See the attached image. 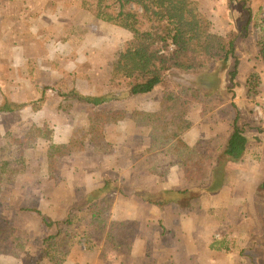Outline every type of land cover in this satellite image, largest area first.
<instances>
[{
	"label": "crops",
	"instance_id": "0c3cea01",
	"mask_svg": "<svg viewBox=\"0 0 264 264\" xmlns=\"http://www.w3.org/2000/svg\"><path fill=\"white\" fill-rule=\"evenodd\" d=\"M197 1L213 22L215 33L226 35L246 19L242 0ZM261 7L264 10L259 6L258 11ZM253 16L259 18L255 11ZM231 24L237 27L231 29ZM255 27L254 22L250 24L248 36L237 46L239 81L233 82V91L224 90L227 86L222 84V103L212 107L195 104L186 118L189 129L183 135L191 149L201 142L219 141L224 150L239 116V124L245 126L248 137L243 157L228 161L225 172L217 173L210 165L209 152L201 150L195 157L187 156L182 164L177 161L169 164L167 169L162 163L164 149H152L153 142L149 138L152 127L136 116L137 112L155 113L160 109L162 86L146 95L103 103L104 110L128 112L126 119L117 123L99 122L82 116L83 111L76 114L74 108L59 111L61 97L48 92L41 110L34 111L32 105L39 98L33 77H38L45 85L72 77L83 87L82 92L80 88L77 92L103 96L114 65L137 68L144 40L100 20L77 0H0V107L6 104L0 112V148L8 143L11 135L25 143L24 130L29 125V139L35 138L37 144L45 145L44 152L53 150L48 154L60 160L57 171L50 173L48 169L44 172L38 166L34 168L27 158L25 172L15 181H0V264H32L37 258L40 261L36 264H53L54 260L58 264H108L104 261L108 252L99 247L89 256L93 260L88 259L81 247L67 258L55 251L42 250L41 241L47 230L44 218L58 220L80 209L84 196L101 184L99 176L111 175L77 165V160L88 151L91 155L101 154L103 162L119 163L114 170L117 175L111 176L119 179L125 188H139L157 196L166 194L170 200L159 207L132 195L115 194L109 220L123 222L118 241L120 250L125 252L130 244H141L142 250L133 253L137 259L154 257L152 253L159 251L165 239L162 225L178 233L182 229L179 226L186 223L185 242H191L195 250L205 247L218 253L232 250L233 246L237 249L239 245L240 249L256 250L258 242L264 243V120L256 122L253 113L250 116L246 113L245 118L239 114L245 95L242 78L247 82L249 77L245 65L259 52L257 37L252 39ZM227 64H234V59ZM258 66V63L252 64V72ZM261 79L260 88L264 89L263 75ZM202 89L209 91L205 86ZM45 123L54 131L52 140L35 135L33 125ZM77 129L102 135L101 141L107 147L114 144L123 148L98 151L99 146L89 142L85 150L73 153L70 140ZM159 139L163 140L161 136ZM222 151L212 158L214 165ZM36 215H40L39 221ZM211 233L215 236L212 240L209 239ZM169 235L180 242L178 235ZM17 238L27 239L24 249L15 245ZM34 241L38 245H34Z\"/></svg>",
	"mask_w": 264,
	"mask_h": 264
},
{
	"label": "trees",
	"instance_id": "16d2710c",
	"mask_svg": "<svg viewBox=\"0 0 264 264\" xmlns=\"http://www.w3.org/2000/svg\"><path fill=\"white\" fill-rule=\"evenodd\" d=\"M77 1L81 7L91 11L100 20L142 38L144 45L136 69H127L117 64L112 67L110 83L103 96L92 97L77 92L74 89V81L71 85L68 84L69 78L56 82L57 95L63 99L58 105L59 111L78 108L83 111V115H88L99 122L117 123L126 119L128 112L123 109L104 110L101 108L103 103L110 99L124 101L130 96L146 95L162 86L160 109L155 113L137 112V116L152 127L154 134H158L164 140H173L180 146L189 147L183 139V134L189 129L186 123L187 116L195 104L201 103L204 107L209 105L212 107L224 101L219 89L220 77L214 69L234 59L230 76L231 81H235L240 64L236 55L237 46L248 36L249 26L253 22L255 26L257 24L263 26V34L258 37V45L261 59L264 60V19L261 21L260 18H254V11L248 5V0H242L246 19L237 29L226 35L213 31V22L204 14L197 0ZM38 84L39 82L37 87ZM261 84L262 79L257 72L251 73L247 78V93L253 100L262 94ZM202 86L208 87L209 91H204ZM49 88L50 85L42 86L40 98L32 104L34 111L41 110L45 104ZM5 105L0 107V112L4 110ZM33 129L37 137L53 139L54 131L50 124L33 125ZM102 138V135L77 129L70 140L71 152L85 150L89 142H94L98 147ZM247 145L245 126L239 124L237 116L229 140L220 158L215 162L213 171L225 172L227 162L241 159ZM0 151L10 153L9 157L0 160V181H13L26 170L22 140L14 138L1 147ZM13 152L18 153L19 157L14 158ZM102 177L103 184L85 195L80 205L81 211L89 214L90 224L99 228L108 224V214L112 211L116 193L132 195L159 207L170 202L166 194L157 196L143 192L139 188H125L119 179L108 173ZM80 209H76V214ZM76 210L70 211L66 217L58 220L44 218L47 230L41 241L43 252L56 251L67 257L74 250L73 244L80 242L71 229ZM37 212L41 214L40 210ZM116 224L114 222L113 225ZM162 228L164 232L168 229L164 225ZM26 240L17 238L15 245L24 249ZM165 242L167 241L164 239L161 244Z\"/></svg>",
	"mask_w": 264,
	"mask_h": 264
},
{
	"label": "rangeland",
	"instance_id": "374dc122",
	"mask_svg": "<svg viewBox=\"0 0 264 264\" xmlns=\"http://www.w3.org/2000/svg\"><path fill=\"white\" fill-rule=\"evenodd\" d=\"M248 5L251 6V8H253V10L258 13L259 18L262 21L264 19V10L261 13H259L258 9H259V6L264 7V0H251V1L248 0ZM243 10L246 13L245 9H243ZM232 17H234V16H232ZM234 27H237V25L231 24V29H233ZM262 27L263 26H260L259 24L256 25V27H255L256 30L254 29V37H252V39H254L256 37L258 39V37H260L259 34L263 30ZM261 34H263V33H261ZM258 50H259L258 55L257 56L253 55L254 58H252V61L249 64L245 65V70L247 72L246 73L247 75H248V73L250 75L253 72H257L260 76L263 75V77H264V61L261 59L259 45H258ZM252 51H251V53H252ZM251 63L252 64L258 63V65H259L257 67L258 69L252 72V70H254V67H252ZM233 66H234V64H227L225 66L217 67L218 68L217 70L214 69V72L218 73L219 77L221 79V82L219 84L220 91L223 89V87L221 89L222 84L227 86V88L224 90H227L229 92L233 91L232 88H234V86L232 85L233 82H231V76H230V72L233 70ZM31 68H32V66H31ZM239 69H240V64H239ZM239 69H238V74H239ZM255 69H256V66H255ZM30 72H31V70H30ZM33 72H34V69L32 68L31 73H33ZM32 76H33V74H32ZM190 78H192V77H190ZM241 78H240V80H241ZM33 79H34L33 83L35 85L36 90L39 93V98H40L41 88L45 84H42L38 77H33ZM236 79L239 81L238 76ZM243 79H245V78L244 77L242 78L243 84L245 85V87H244L245 95L242 97L243 100L241 101V105L239 107L240 109L238 108L239 114H242L241 116L243 118H245L244 115H246V113L249 116L253 113L254 120H255L254 107H255L256 102L261 98L262 94L264 93V91H263L264 89H261L262 94H260L258 96L259 98L257 97V99L253 100L252 97L248 96L247 88H246V82H244ZM72 81H74L73 85L75 84V88H74L75 90H77V88H80V91H83V87L80 86V83H78L76 81V79H72V77H69V83L68 84L71 85ZM228 81H230L229 82L230 84L227 83ZM37 82H39L38 87H37ZM231 85H232V87H231ZM50 86H51V88H49L47 91L48 94L57 95V90L54 88L58 87V86H55V83L50 84ZM203 89H205V88L203 87ZM240 89H241V87L239 88V90ZM242 89H243V87H242ZM64 91H65V89H64ZM236 92L238 93V90H236L235 93ZM61 101H63L62 98L60 99V102ZM74 110H75L76 114H77V111H78V114H81V110H79V109L77 110V108H74ZM240 112H242V113H240ZM81 115L83 116V114H81ZM135 115L133 117L137 116V115L136 116ZM86 117L89 118L90 116L86 115ZM256 122H258V121H256ZM25 129H26V130H24L25 131L24 133H26L25 134L26 137L24 139L25 143H23V142L22 143H23L24 152H25L26 167H27V158H28L32 161V164H30V165H33L34 168H37V166H38L39 169H41L40 171H42V169H43L45 172L48 169L50 171V173L56 172L58 169L60 160L57 159L56 156H52L51 154H48V151H50L51 149H45V152H44L43 151L44 149H42V148H46L45 145L37 144L35 141V138L29 139L30 138L29 137V133H30L29 131L31 129V127H29V125H27L25 127ZM157 136H158V138H156ZM135 137H136V135H135ZM9 138L10 139H9L8 143L13 141L14 135L9 136ZM149 138L153 142V144L151 145V146H153L152 149H159V148L164 149L163 150V156H162V163H163V166L167 167V169L170 166L169 164H171L175 161H177L179 164H182L183 161L187 160L186 159L187 156L188 157H190V156L195 157L198 154V152H200L201 150H205V151L207 150L209 152L208 155L211 159L210 165H211V167H213L214 163L212 162V160H213L212 158L223 150L219 141H216V142L211 141L209 144L206 142H203V143L201 142L200 144L195 146L193 149H191L190 147L180 146V145H178V143L176 141H173V140H164L163 139L161 141L159 139V135L154 134L153 131L150 132ZM153 140H155V141H153ZM158 140H159V142H157ZM135 141H136V138H135ZM14 148H16V146H14ZM113 148L122 149L123 147H120L118 145L116 146L114 144H110V146L107 147L104 142L100 141L98 151H104L105 152V150H109V149H113ZM52 151L53 150H51V152ZM13 153H14V155H13L14 158L19 157L18 153H16V152H13ZM9 156H10V153L0 151V160H1V158H7ZM46 160H48V161H46ZM102 160H101V154H98V152H96V154H94V155H91L90 151H88L82 155L81 159L77 160V165L78 166H87V167H90V169L93 168L95 171L101 170L103 172H109V173H111V175L116 176L117 173H115L114 170L116 168H118L119 163H117V162L116 163H106V162H103ZM94 167H96V169ZM162 171H163V169H162ZM163 176H164V173H163ZM99 182L101 184H103V177L102 176H99L98 183ZM50 197L52 198V196H50ZM115 200H116V197H115ZM76 212H77V210L75 211V213L73 212L75 214V218H74V224L71 226V229H72V231H74L76 233L75 235H76L77 241L80 239V242L78 244H75V245L73 244V246H75L74 250L81 247L82 251L85 252L86 255H88L87 256L88 259L91 258V257H89L91 254L94 255L92 252L96 251V249L99 247L101 250H104L106 253L108 252L109 255H107V254L106 255L108 256L109 259L106 257V259L104 260L105 262H108V264H207L206 261H209L208 264H264V243H262V242H258L259 245L255 246V248L257 247L256 250L255 249L249 250L246 247H243L242 249H240L241 248L240 245L236 246L237 249L235 248V246H233L232 250H222V251H219L218 253L217 252L215 253L213 250H210L209 248H205V247H202L198 250L192 249L193 244H191V242H189V243L185 242L186 241L185 235H187V233H188L185 230L186 223L185 224L183 223L182 226H179L182 229H181V231L177 229L178 233L174 232V231L170 232L169 227H167L168 229L165 232L161 228L162 236L165 237V241H167V242H165V244L164 243L160 244L161 247L158 248L159 251L152 253V254H154V257L147 256V257H144L141 259H137V256H133L134 255L133 253L138 252L139 250H142L141 244H136L134 246H131V244H130L128 250H126L125 252L120 250V246H119L118 241H119V235L121 234V231H122L123 222L114 221L117 224L113 225L114 223L108 219L109 220L108 224L102 228H99L96 225L90 224L89 214H85L83 211H81V209L77 214H76ZM40 215H36V219L38 221L40 220V218H39ZM67 215H65V217ZM110 216H111V212H110V214H108L109 218H111ZM212 221L213 220H211V222ZM174 228H175V226H174ZM170 233H172L174 235V237H176L178 235V240L180 242L179 243L175 242V238L170 237V235H169ZM213 238H215V236H214V234L211 233V237H209V239L212 240ZM257 240L260 241L261 239L258 238ZM34 245H38L37 241H34ZM140 246H141V248H139ZM131 249H135V251H132ZM148 249H150V246L148 247ZM74 250L71 253H73ZM147 250H145V251H147ZM167 250H168V252H167ZM56 253L61 255V257H63V258L68 257V256L67 257L63 256L59 252H56ZM71 253H70V255H71ZM205 259H208V260L205 261ZM9 260L10 259H7L6 261H9ZM39 261H40V259L37 258V259L33 260L32 264H36ZM52 263L58 264V262L55 260L52 261ZM87 264H91V263L88 262Z\"/></svg>",
	"mask_w": 264,
	"mask_h": 264
},
{
	"label": "built area",
	"instance_id": "2783aa9c",
	"mask_svg": "<svg viewBox=\"0 0 264 264\" xmlns=\"http://www.w3.org/2000/svg\"><path fill=\"white\" fill-rule=\"evenodd\" d=\"M255 120L262 121L264 120V93L261 98L256 102L254 107Z\"/></svg>",
	"mask_w": 264,
	"mask_h": 264
}]
</instances>
